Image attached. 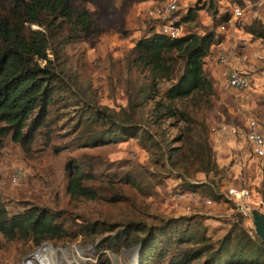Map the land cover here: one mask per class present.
I'll return each mask as SVG.
<instances>
[{"label": "rangeland", "instance_id": "374dc122", "mask_svg": "<svg viewBox=\"0 0 264 264\" xmlns=\"http://www.w3.org/2000/svg\"><path fill=\"white\" fill-rule=\"evenodd\" d=\"M164 1L147 0L126 7L124 16L126 27L130 31L127 37L111 30L102 34L94 47L75 38L62 46L57 66L69 83H72L76 96L116 110L126 105L127 81H142L148 77V72L140 73L132 67L130 59L131 54H134L131 49L138 39L148 34L147 26L153 22L147 16L148 9ZM176 1V14L181 18L190 8L205 5L203 10L197 12L194 21L181 22L185 34H201L209 30L217 38L206 58L204 70L208 77H217L225 86L217 85L213 102L203 110H200L202 104L198 105V109L191 105L192 101H179L176 105L179 110L190 113L205 125L215 151V159L221 167L215 179L223 193V199L212 200L201 190L194 191L197 193L196 197H190V190L182 189L184 180L176 179L177 169L171 171L167 166L161 167V162L155 163L159 149L148 151L140 145V136L134 133L117 137L103 134L105 126L84 119L77 110L78 106L71 102L69 108L62 111L54 131L53 143L62 146L59 153L56 154L38 143L28 151H23L13 142H8L0 149V201L5 203L10 213L20 211L25 202L50 206L57 202L58 208L66 211L61 221L68 232L97 231L98 238L93 242L83 236L84 242L82 239L76 240V244L70 246L46 245L42 248L44 253L41 252L40 259H50L51 264H96L98 254L103 252V258H107L110 264H133L136 248L114 241L116 232L107 231L110 225H120L131 218L148 225H158L164 219L181 217L185 231L199 237L204 236L213 244L210 254H205L195 264H228L230 261L242 264L239 263L240 260L264 264V247L259 243L261 239L255 232L251 214L240 215L237 204L228 198L230 188L247 190L249 195L245 201L246 206L250 210L257 209L264 213V158L255 156L246 141H240L221 130L223 125L238 128L237 124L226 119L220 120V116L227 117L228 112L230 115L236 114L238 103L243 101L240 109L246 110L247 120L253 119L258 126L262 125L264 128V121L259 120L264 119V66L250 67L256 77L250 93H247V89L230 88L227 69L231 60L241 61L242 48L249 47L252 41L257 40L247 33L246 27L253 22L264 25V0ZM210 2L213 4L211 8L208 7ZM234 4L243 7V15L227 27L225 32H220L217 27L219 19L229 15ZM117 5L121 8L120 1ZM87 7L93 18H97L98 9L92 4ZM260 45L264 48L262 41ZM221 53L227 57L225 64L219 60ZM238 70L245 73L242 68ZM247 101H252L251 104L254 105L247 104ZM170 122L163 125L168 139L175 137L183 125L172 128L169 126ZM99 135L101 136L97 140L93 139ZM157 138L162 137L158 135ZM218 139L227 143L225 149L230 150L229 153L218 144ZM239 151L245 158L232 156L233 152L240 154ZM69 157L74 158L84 171L95 175L93 184L107 198L115 201L69 202L66 191L68 174L65 170ZM234 165L237 167L234 168ZM191 168L188 169L190 172ZM14 177H17L16 180H13ZM126 177L133 181L135 179L139 186L126 183ZM209 180L208 176L200 173L185 178V181L191 183ZM179 193L184 195L177 197ZM237 217L242 221L241 228L232 229V219ZM103 237H109V242H105L104 249L99 251L94 247ZM34 246L32 240L8 242L0 235V264H21L22 258Z\"/></svg>", "mask_w": 264, "mask_h": 264}, {"label": "trees", "instance_id": "16d2710c", "mask_svg": "<svg viewBox=\"0 0 264 264\" xmlns=\"http://www.w3.org/2000/svg\"><path fill=\"white\" fill-rule=\"evenodd\" d=\"M146 1L0 0V149L13 142L28 151L38 143L59 153L62 146L53 143L54 131L62 111L72 102L84 119L105 126L103 134L117 137L134 133L140 136V145L148 151L159 149L155 163L161 162V167L167 166L171 171L177 169L176 179L184 180L182 189L201 190L212 200L221 201L223 193L214 179L221 168L208 131L176 105L179 101H192L191 105L196 108L202 104V110L212 102L215 90L204 70V59L217 41L213 31L189 32L170 38L157 32L154 22L149 23L148 34L135 42L131 49L134 56L131 54L130 59L132 67L140 73L148 72V77L142 81H127L126 105L118 110L76 96L72 83L58 69L60 49L71 38L94 47L99 37L108 31L113 30L122 37L130 35L124 9ZM88 4L98 9L97 18H93ZM212 6L210 2L208 7ZM204 8V4L190 8L181 22L194 21L197 12ZM225 19L226 16L221 17L218 24ZM35 25L38 28H33ZM246 31L264 44V25L253 22ZM164 82H168L167 86H163ZM169 121L172 128L183 125L175 137L168 139L163 125ZM158 135L162 138H157ZM189 167H193L191 172ZM65 170L69 202L115 201L93 184L95 175L84 171L74 158H68ZM196 173L214 178L204 181L205 184L185 181ZM130 182L139 186L135 179L126 177V183ZM65 212L58 208L57 202L54 206L25 202L20 211L10 213L0 201V235L8 242L32 240L35 246L22 261L44 243L65 247L84 237L92 242L98 238L94 229L68 232L61 221ZM232 220V229L241 228L239 217ZM184 227L181 217L164 219L158 225L131 218L120 225H110L107 231L116 232L113 239L119 244L140 245L137 264H195L205 254H210L212 242L185 231ZM105 242H109V237L100 238L94 248L102 251ZM259 243L264 247L263 241ZM104 256L103 252L98 254L96 264H110ZM239 263L260 264L247 260Z\"/></svg>", "mask_w": 264, "mask_h": 264}, {"label": "built area", "instance_id": "2783aa9c", "mask_svg": "<svg viewBox=\"0 0 264 264\" xmlns=\"http://www.w3.org/2000/svg\"><path fill=\"white\" fill-rule=\"evenodd\" d=\"M177 12V1L176 0H165L164 2L150 7L147 12V16L156 24L157 32L164 34L170 38H179L185 35L183 26L181 23V17L176 14ZM243 7L234 4L231 7L229 15L226 16V19L218 24V29L220 32H225L227 27L232 25L234 21L240 19L243 15ZM213 46V45H212ZM212 49V47H211ZM210 49V51H211ZM207 54V58L210 54ZM219 60L221 63H227V57L223 53L220 54ZM168 82H164L163 86H167ZM228 85L237 90H244L249 86V80L245 73L241 72L238 69H231L228 73ZM221 130L226 131L230 135H233L238 138L240 141H246L255 156L259 158H264V133L259 129L257 122L253 119L247 121V125L242 128H233L226 125L221 126ZM14 177L13 180H16ZM190 197H196L197 193L194 191H188ZM184 193V192H183ZM179 193L177 197H182L184 194ZM187 193V192H186ZM249 192L247 190H238L236 188L228 189V198L229 200L237 204V212L242 216L250 215V208L246 206L245 201L247 200ZM46 245H51L48 243L42 244L35 251L31 252L28 257H26L21 264H45L42 259L39 258L41 252L44 253L43 247ZM52 246V245H51ZM51 264V263H50Z\"/></svg>", "mask_w": 264, "mask_h": 264}, {"label": "crops", "instance_id": "0c3cea01", "mask_svg": "<svg viewBox=\"0 0 264 264\" xmlns=\"http://www.w3.org/2000/svg\"><path fill=\"white\" fill-rule=\"evenodd\" d=\"M250 36H251V34H249ZM257 39V38H256ZM260 39H257V40H255V41H252V43L251 44H249L250 46L249 47H244V48H242V53H243V56H242V58H241V61H232L231 60V62L229 63L228 62V66H227V69H228V71L229 70H231V69H238V68H242V69H244L245 71V75L247 76V78H248V80H249V86L246 88L247 90V93H250L251 92V89H252V87H253V85H254V80H255V74H252L253 72V70H250L251 68L250 67H252V68H256V67H260V66H264V48H261V45H260ZM211 58V57H210ZM210 58H208V59H210ZM207 59L205 58L204 59V61H206ZM260 77L262 76V75H259ZM209 79L212 81V83H213V88H214V90L216 91V87H217V85H221V86H225V83L224 82H220V81H218L217 79V77H214V76H210L209 77ZM231 88V87H230ZM217 93V92H216ZM245 93V92H244ZM212 102H213V100H212ZM211 102V103H212ZM251 102L252 101H250V102H248L247 101V104H251ZM211 103L208 105V106H210L211 105ZM243 101H241L240 103H238L239 105V109H238V111H236V114H234V115H230V112H228V114H226V116L227 117H225V115L223 116H220V120L221 121H224L225 119H226V121H229V122H233L234 124H237V126H238V128H242V127H245L246 125H247V113H246V110L245 109H240L242 106H243ZM252 106L254 105V104H251ZM207 106V107H208ZM207 107H205V108H207ZM204 109V108H203ZM202 109V110H203ZM226 111V110H225ZM259 120L260 121H264V119H262V118H259ZM214 120L212 119V122H213ZM259 129H260V131L262 132V133H264V128H263V126L262 125H259ZM210 142V141H209ZM218 144H220L221 145V147H223L224 148V151H227V153H229V151L227 150V149H225V146H226V142L224 143L223 141H220V139H218ZM211 145V144H210ZM211 147H212V145H211ZM213 148V147H212ZM213 150V149H212ZM223 151V152H224ZM213 152H215V151H213ZM240 152V151H239ZM244 154H246L245 152H244ZM247 156H248V154H246ZM232 156L234 157V158H239V159H243V158H245V155H243L241 152H240V154L239 153H235V152H233V154H232ZM247 158V157H246ZM238 159V160H239ZM217 161V160H216ZM217 164H218V162H217ZM218 166H219V168H221L220 167V165L218 164ZM235 167H237V165H234V168ZM231 168H233V167H231ZM209 178H214L213 176H211L210 175V177ZM215 179V178H214ZM216 180V179H215ZM219 186V185H218ZM198 191V190H197Z\"/></svg>", "mask_w": 264, "mask_h": 264}, {"label": "water", "instance_id": "95a60500", "mask_svg": "<svg viewBox=\"0 0 264 264\" xmlns=\"http://www.w3.org/2000/svg\"><path fill=\"white\" fill-rule=\"evenodd\" d=\"M250 214H251L252 224L254 226L255 232L260 237V239L264 242V213L257 209H252L250 211ZM134 248H136V264H137L140 245H137Z\"/></svg>", "mask_w": 264, "mask_h": 264}, {"label": "bare ground", "instance_id": "6f19581e", "mask_svg": "<svg viewBox=\"0 0 264 264\" xmlns=\"http://www.w3.org/2000/svg\"><path fill=\"white\" fill-rule=\"evenodd\" d=\"M136 253V250H135ZM45 264H50V259H42ZM133 264H136V257L133 258Z\"/></svg>", "mask_w": 264, "mask_h": 264}]
</instances>
